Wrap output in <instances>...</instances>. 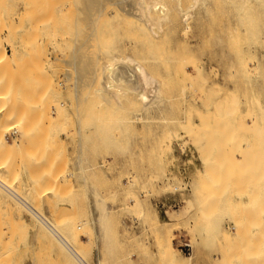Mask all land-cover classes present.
<instances>
[{
  "label": "rangeland",
  "instance_id": "1",
  "mask_svg": "<svg viewBox=\"0 0 264 264\" xmlns=\"http://www.w3.org/2000/svg\"><path fill=\"white\" fill-rule=\"evenodd\" d=\"M105 1L0 0L2 184L87 264H264V0H204L186 25L178 6L192 0H163L169 19L153 35ZM110 55L156 79L159 111L133 97L116 113L98 105L106 74L95 67ZM6 194L0 264H76Z\"/></svg>",
  "mask_w": 264,
  "mask_h": 264
},
{
  "label": "bare ground",
  "instance_id": "2",
  "mask_svg": "<svg viewBox=\"0 0 264 264\" xmlns=\"http://www.w3.org/2000/svg\"><path fill=\"white\" fill-rule=\"evenodd\" d=\"M94 1L98 2V5L100 4V2H104L105 0H93V3ZM109 1V0H108ZM114 2V0H112ZM178 1V0H177ZM92 2V0H91ZM107 2V1H105ZM112 2V3H113ZM117 4H122V8L123 7H126V9L128 10L126 12L125 10V13L124 14H129L128 16L130 17H133L135 20H137L139 22V24L141 25V27L143 28V30L148 33L149 35H153V34H157L156 32L159 31L160 29L162 30L161 26L164 22H166L168 19H169V14H170V10L169 8L167 7L166 3L163 2V0H116ZM116 2H114V4H116ZM204 2V0H192V5L187 8V9H182L180 8V6H178V11H179V14H180V17H181V20L183 22V24H187L190 17H191V12L196 8L198 7L200 4L202 5ZM95 4V3H94ZM100 6V5H99ZM98 6V7H99ZM91 7V6H90ZM101 8V7H100ZM26 9V8H25ZM124 9V8H123ZM101 10V9H100ZM102 11H97V14H96V19L93 18V20H89V21H92L91 24H92V28H91V36H92V39L94 38V35L96 34V26H97V23L100 21L99 18L101 17ZM124 12V11H123ZM31 14V13H30ZM33 15V14H31ZM26 16V15H25ZM33 17V16H32ZM89 19L91 16H88ZM94 17V16H93ZM92 18V17H91ZM22 19V17H21ZM20 20V18H19ZM29 20V19H28ZM99 20V21H98ZM21 21V20H20ZM18 21V22H20ZM83 21V20H82ZM88 21V22H89ZM30 22V21H29ZM39 22V21H38ZM84 22V21H83ZM10 23V21H9ZM42 23V22H41ZM35 24V23H34ZM39 24V23H38ZM44 24V23H43ZM42 24V25H43ZM86 24V23H83V25ZM90 24V23H89ZM88 24V25H89ZM37 25V24H36ZM41 25V24H40ZM49 25V24H48ZM80 25V24H79ZM87 25V24H86ZM134 25V24H133ZM17 26V25H16ZM91 26V25H90ZM139 26V25H138ZM15 28V26H13ZM32 27V25H31ZM45 27V26H44ZM80 27V26H79ZM84 27V26H83ZM19 28V27H18ZM34 29L35 26L33 27ZM31 28V29H33ZM88 26L86 27V30H87ZM30 29V28H29ZM45 29V28H44ZM80 29V28H79ZM83 29V28H82ZM46 30V29H45ZM53 30V29H52ZM84 30V29H83ZM85 30V31H86ZM49 31V30H48ZM13 32V31H12ZM80 32V31H78ZM26 33V32H24ZM34 33V32H33ZM32 33V34H33ZM50 34V33H49ZM85 34V32H84ZM22 35V33H21ZM26 35V34H25ZM55 35V34H53ZM87 35V34H86ZM23 36V35H22ZM52 36V35H51ZM85 36V35H84ZM88 36H90L88 34ZM97 36V34H96ZM30 37V36H29ZM53 37V36H52ZM56 38V37H55ZM58 38V37H57ZM90 39V38H89ZM95 39V38H94ZM27 40V38H26ZM57 40V39H56ZM61 40V39H60ZM96 40H97V37H96ZM88 41V40H87ZM94 40H92L93 42ZM55 42V40H54ZM95 42V41H94ZM29 43V42H28ZM95 44V43H94ZM97 44V42H96ZM26 45V44H24ZM28 46V45H26ZM36 46V45H35ZM95 46V45H94ZM98 46V45H97ZM29 47V46H28ZM27 49H30L28 48ZM32 47V46H31ZM90 47V46H89ZM95 48V47H94ZM132 48V47H131ZM97 49V52L99 51L98 47H96ZM96 50H94L95 52ZM100 53V52H99ZM98 53V54H99ZM104 53V52H103ZM106 55L109 57V54H103V56ZM97 60L95 59V61L98 62V60H100L99 62L101 63H104L106 62L105 59L104 62L101 61L102 59H100V56L99 55H95ZM99 56V58H98ZM102 58H108V57H103ZM111 56V55H110ZM112 57V56H111ZM95 58V57H93ZM94 59H92L93 61ZM94 61V62H95ZM98 62V63H99ZM95 62V64H93V67L94 65L98 64ZM106 64V63H105ZM100 65V64H98ZM95 68H98L99 69H103V71L105 72L104 74H106L105 76L106 77H101V79L103 80V78L105 79V83L107 84L106 88H104V84L103 83V86L100 84L102 83L100 80V85L102 86V90H98L96 91V95L97 96L96 98L98 99L97 102H99V100H101V102H99V106L102 107V106H106L104 104H107V100H109V104L113 107H110L109 110L113 111V113H116L117 109L118 108H121L119 107V100L120 98L122 97H133L139 104L140 106V112L141 113H150L152 111H156L158 109H161V105L163 104L164 102V98L161 94V90H160V87L158 85V82L156 81V79L154 77H152L150 74L147 73V71L137 62H135L132 58H130L129 56H125L124 59H117L114 57H112V60L108 61L107 64H106V67L103 68L101 65H100V68L99 66L96 65ZM93 69L95 70L94 71V74H96V69ZM92 76H93V73H92ZM104 76V75H103ZM94 77V76H93ZM95 78V77H94ZM94 78L93 81H94ZM95 83V82H93ZM98 84V86H100ZM99 89V88H98ZM98 93V95H97ZM100 96V98L98 97ZM80 101V100H79ZM79 101L77 103H79ZM111 101V102H110ZM114 101V102H113ZM118 103L116 105H112L113 103ZM81 102V101H80ZM112 103V104H111ZM80 104V103H79ZM78 104V105H79ZM109 105H107L106 109L108 108ZM138 106V107H139ZM113 108V109H111ZM123 110V109H122ZM106 111V110H105ZM110 111V112H111ZM119 111V110H118ZM159 111V110H158ZM157 111V112H158ZM108 113V112H107ZM140 114V113H139ZM2 115V114H1ZM113 115V114H111ZM150 115V114H149ZM114 128V127H113ZM112 128V129H113ZM11 129V128H10ZM79 129V128H78ZM116 129V128H115ZM118 129V128H117ZM2 133V131H0ZM15 133V132H14ZM79 133V132H78ZM3 134V133H2ZM28 135V133H27ZM174 136V135H173ZM0 137L2 138L1 134H0ZM1 138H0V142H4L3 140L1 141ZM14 143V142H13ZM3 146L5 145L4 143H2ZM20 145V143H19ZM19 145H16V146H19ZM15 146V147H16ZM2 147V146H1ZM12 147H13V144H12ZM5 147H3L4 149ZM17 148V147H16ZM6 149V148H5ZM5 152V151H4ZM80 157V155H79ZM82 157V156H81ZM79 160H77V167L78 168V172L79 174H81L80 176V179L81 180H84V174L86 173L85 170H84V167H83V162L85 160H83V158H78ZM79 165V166H78ZM77 173V172H76ZM75 175V174H74ZM77 175V174H76ZM79 177V176H78ZM2 180H0L1 182ZM3 183V181L0 183V191H4V194L7 193L8 195L11 196V194L9 193V190L11 189H8L6 186L4 185H1ZM83 183V182H82ZM262 183V182H261ZM8 184V183H7ZM9 185V184H8ZM6 188V190H5ZM14 192V191H13ZM15 193V192H14ZM6 194V196H7ZM8 197V196H7ZM11 198H13L11 196ZM21 198V197H20ZM10 199V198H9ZM14 199V198H13ZM17 201L14 199V202ZM17 203H19L20 205H22L24 208V210L27 212L33 217V219L35 218V220L38 221V225L41 224L42 227H44V229L50 234V236L52 237L50 239V237H48V234L45 232L46 236L49 238V242H52L50 240H52L54 238V241L58 242V244H60V248L62 247V250H65L67 252V255H70V257L73 258V261L75 260L76 264H79V262L77 261V258L75 257L74 254H77L79 255L72 247V245L70 244V242H68L65 237L63 238V236H61V234H59V231H57L58 229H55L53 227V225L51 224V226L55 229L56 231V234L55 232H52L50 230H48V228L37 218L35 217V215L31 212V208L32 206H26V205H23L21 204L20 202L17 201ZM28 204V203H27ZM262 205H264V203L261 202ZM8 204H6L7 206ZM96 205L100 208V211L101 209L103 208V213L101 211V215H100V218L98 219V224L100 225V228H102V232H103V236H104V231H103V228L104 226H106V223H107V216H105V211H104V207H103V202L100 200V199H97L96 200ZM5 206V205H4ZM16 206V204H15ZM13 205V207H15ZM96 206V207H97ZM8 207V206H7ZM18 207V206H17ZM20 207V206H19ZM16 208V207H15ZM13 210V208H11ZM22 209V208H21ZM32 209H34L32 207ZM262 210H264V206L261 207ZM9 210V209H8ZM19 210V209H18ZM23 210V211H24ZM99 211V212H100ZM16 212V211H15ZM19 212V211H18ZM44 218V217H43ZM45 219V218H44ZM46 220V219H45ZM36 221V222H37ZM47 221V220H46ZM48 222V221H47ZM34 223V222H33ZM56 224V223H55ZM40 225V227H41ZM35 226V225H34ZM55 226V225H54ZM57 228V227H56ZM37 229H39L37 227ZM101 230V229H100ZM105 230V229H104ZM43 231V230H42ZM39 232V231H38ZM40 233V232H39ZM106 233V231H105ZM47 241V240H46ZM54 241L52 243H54ZM72 243V242H71ZM52 245V244H51ZM55 245V244H54ZM264 249V248H262ZM58 250V249H57ZM59 254L63 255V253H60L59 251ZM66 255V254H64ZM66 255V256H67ZM64 256V258L66 257ZM62 257V256H61ZM59 260V259H58ZM63 260V259H62ZM65 262V261H64ZM71 262V261H70ZM255 264V263H254Z\"/></svg>",
  "mask_w": 264,
  "mask_h": 264
},
{
  "label": "built area",
  "instance_id": "3",
  "mask_svg": "<svg viewBox=\"0 0 264 264\" xmlns=\"http://www.w3.org/2000/svg\"><path fill=\"white\" fill-rule=\"evenodd\" d=\"M15 133H12L10 135L11 136H14ZM3 185V184H1ZM5 186V185H4ZM7 187V186H6ZM8 188V187H7ZM10 189V188H8ZM6 190V188H5ZM9 193L11 194V196L17 200L18 202H20L21 204L23 205H28L22 198H20L16 193H14L12 190H9ZM29 206V205H28ZM31 208V207H30ZM31 212L35 215V217H37L47 228L48 230L52 231V232H55L56 234V231L55 229L51 226V224L49 222H47L39 213H37L34 209L31 208ZM178 245H179V249L180 251L187 257H190L192 254H193V247L192 245L189 243V241L187 240H179L178 241ZM75 257L77 258V261L79 262V264H87L79 255L77 254H74ZM98 264V263H96Z\"/></svg>",
  "mask_w": 264,
  "mask_h": 264
},
{
  "label": "crops",
  "instance_id": "4",
  "mask_svg": "<svg viewBox=\"0 0 264 264\" xmlns=\"http://www.w3.org/2000/svg\"><path fill=\"white\" fill-rule=\"evenodd\" d=\"M99 246H100V244H99ZM151 253H152V255L155 254L154 249H152ZM97 259H98V257H97ZM28 263H29L28 261L25 263L23 262V264H28ZM189 264H208V263H207L206 259L201 256L197 261H194V259L191 260Z\"/></svg>",
  "mask_w": 264,
  "mask_h": 264
}]
</instances>
